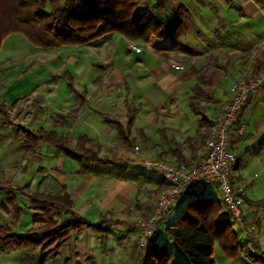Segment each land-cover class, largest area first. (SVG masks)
<instances>
[{
	"label": "crops",
	"instance_id": "crops-1",
	"mask_svg": "<svg viewBox=\"0 0 264 264\" xmlns=\"http://www.w3.org/2000/svg\"><path fill=\"white\" fill-rule=\"evenodd\" d=\"M149 2L153 12L173 13L171 6L160 11L157 0ZM182 3L191 13L189 31L181 40L184 44L192 42L195 50L189 53L177 50L166 52L165 55L159 54L149 46L144 44L141 46L137 41H129L118 34L121 36V42L125 43L123 45L127 46L123 47L125 53V57L122 58L123 64H116L114 67V75L117 71L120 75L114 80L117 79L119 82L116 85L123 86V95L111 94L107 88L112 85L108 84L109 80L105 79L104 75H99L93 82L98 88L96 91L88 86L87 80L82 90L76 88L84 95V104L82 99L70 93V90L69 95H61L59 91L61 86L58 84L54 87L46 86L48 95L45 97L48 104L41 101L39 108L51 113L49 122L51 125L44 128L56 131L69 140H71L69 135L74 133L76 135L74 141L81 136L88 137L101 145L102 160L113 163L107 167L93 169L87 174H78L79 165L75 170L65 171L62 154L57 149H51L48 144L47 147L43 146L46 143L42 144L39 153L32 156L40 159L43 156V159L47 157L49 160L50 157L58 155L56 165L41 166L38 173L56 175L61 188L73 201V209L86 222L97 225L102 215L108 216L111 221L108 224L111 234L105 249L101 246V235L86 229L71 239V244L65 249L63 256L58 258V264H139L147 247L139 249L136 237L138 231L132 223L141 217L151 215L157 196L166 187L165 181L158 174L144 169L143 161L162 159L178 164L184 162L178 157L181 155L190 164L204 152V142L210 133V127L203 125L201 115L186 113L189 112L188 107L192 111L190 104L186 107L184 104L187 100L179 98L189 94L190 100L193 88L205 81L214 98L213 102L207 103L209 108H205L206 117L212 124L222 102L231 96L230 89L233 84L242 75L264 68V0H182ZM130 42L141 47L142 51L136 53L129 49ZM92 44L95 43H90ZM196 45L197 47H194ZM184 54H188L190 60L180 61L179 58ZM70 62L80 65L73 58H70ZM173 63L184 66L185 69L176 71L171 67ZM80 70L78 73L66 71H69L74 79L76 77L83 79ZM206 70L208 76L204 77ZM198 80L200 82H196ZM260 89L241 114L246 134L236 141L238 142L235 147L236 166L239 167L242 161L239 154H242L243 149H246L245 153L253 151L259 154L257 152L259 140L264 136V118L256 121L253 119L252 124L248 115V110H251L250 115L254 118V114L259 112L258 109L264 107V86ZM139 99L146 104L136 106V103H140ZM114 101L117 103L114 104ZM128 106L135 107L138 114L131 131L127 132L125 141L117 125L106 122L105 117L120 118L126 125ZM56 115L67 118L68 125L56 123ZM135 146L141 150L140 159L134 156ZM122 171L127 173L123 178L118 176ZM235 175L236 187L242 188L245 192L249 181L243 183L240 168L235 169ZM191 196L198 195L188 194L176 206L183 204ZM242 207L246 213L245 220L248 221L250 233L248 236V233L242 232L245 235L244 239L250 238L246 239V242H249L246 246L254 243L261 251L256 255L262 257L264 227L261 228L259 220L264 217V213L262 214L264 207L257 208L258 206L251 203ZM167 216L168 213L165 219ZM254 221L260 226L259 230L253 229ZM163 222L159 228L164 226ZM166 229L167 227L164 228L165 239L161 240L159 234L149 244L165 247L173 258V250H177L175 249L177 243L167 234ZM113 240L114 244L111 246ZM186 258L190 264L187 255Z\"/></svg>",
	"mask_w": 264,
	"mask_h": 264
},
{
	"label": "trees",
	"instance_id": "trees-1",
	"mask_svg": "<svg viewBox=\"0 0 264 264\" xmlns=\"http://www.w3.org/2000/svg\"><path fill=\"white\" fill-rule=\"evenodd\" d=\"M149 1L0 0V48L5 38L16 33L24 35L32 45L42 49L87 45L107 35L120 34L129 41H142L159 54L165 55L169 51L182 50L181 40L189 31L190 11L183 5L182 0H157L160 11L171 6L173 13L153 12ZM61 75L68 81L70 93L82 99L84 104L85 97L76 90L72 74L64 71ZM204 87L199 83L193 88L189 104L192 111L201 115L203 124H211L199 99L205 96ZM209 95L211 96V93ZM250 101L245 109L250 105ZM128 107L126 125L120 118L105 117L106 122L117 125L125 141L127 132L131 131L138 114L135 107ZM0 110L4 115L2 105ZM55 122L62 125L69 123L62 115H56ZM0 125L14 126L2 118ZM21 132L25 139L17 146L18 151L33 156L39 153L42 144L46 143L63 156L76 161L79 165L78 174H87L93 169L113 164L102 160L101 145L86 136L79 137L75 142L77 147L72 148L73 142L56 131H48L45 128L32 131L23 127ZM259 141L257 152L260 153L264 151V136ZM178 157L189 164L181 155ZM238 167L235 169L238 170ZM24 171H27V168ZM126 174V171H122L118 176L123 178ZM6 191L9 197L7 206L13 209L14 222L11 227L0 226V250L24 251L21 264H46L49 261L58 264V258L71 244L70 239L73 235L86 229L100 234L101 246L106 248L111 234L108 225L111 221L108 216L102 215L97 225L86 222L73 209V201L67 193L61 196L24 191L19 187H12V181L0 182V192ZM19 195L28 200L33 211V227L24 235L13 229L23 213V209L17 206ZM196 195L200 196L201 193ZM218 207L217 201L211 197H196L188 202L178 221L166 229L167 234L187 255L190 264H216L214 260L216 241L220 243L227 256L233 259L240 256L241 247L232 223L227 218H219ZM64 211L70 218L66 219L63 225H58L57 219ZM37 224L41 227L36 228ZM145 250L139 264H172L169 262L171 257L165 247L152 243L147 245Z\"/></svg>",
	"mask_w": 264,
	"mask_h": 264
},
{
	"label": "rangeland",
	"instance_id": "rangeland-1",
	"mask_svg": "<svg viewBox=\"0 0 264 264\" xmlns=\"http://www.w3.org/2000/svg\"><path fill=\"white\" fill-rule=\"evenodd\" d=\"M120 37L121 36L118 34H111L92 45L56 49H42L36 47L22 34H11L5 38L0 48V106L2 105L4 107L5 114L3 115V113L0 112V118L10 121L14 126L0 125V182L5 183L7 181H12V187H19L24 191L51 193L61 196L66 194L65 190L61 188L62 186L56 180V175H54V173L48 175L38 173L41 166L47 167L56 165L58 155L52 156L47 160V157L43 159V156H41L42 159H40L18 151L17 146L25 139L24 134L22 132L20 133V130L26 127L29 130L35 131L39 130V128H47L51 125V123H49L51 113L46 109L45 111L40 110L39 104L41 101H46V104H48L45 97L48 95L46 86L54 87L58 84L61 86L59 88L61 95H69L68 81L60 74L66 70L72 73H78L82 66V70L80 71H82L81 76L83 79L76 77L75 74L76 79H74L73 82L79 90L84 88V84H86L85 81L87 80L88 86L96 91L98 88H96L97 86H95L93 82L99 75H104V78L109 80L108 84L112 85L110 88H107L111 91V94L114 96L123 95V86H121V84L116 85L119 82H117V79L114 80L115 77H120V75L117 74L119 73L118 71L116 75H114V67L116 64H123L122 58L125 57L123 47L127 48L126 45H123L125 43L121 42L122 40ZM137 43L141 46L144 44L142 41H137ZM194 47H197V45ZM182 50L189 53L195 49L193 48L192 42L190 43L189 41L185 44L182 43ZM189 57L188 54H184V56L179 59L180 61L184 59L190 60ZM70 58L75 59L80 65L77 66L73 62H70ZM207 74L208 70L204 72V77L208 76ZM204 77L202 78L204 79ZM200 80L196 82H200ZM202 85H205V96L199 99L202 103L201 106L208 109L209 105L207 103L213 102L214 98L209 95L211 89L208 88V84L202 81ZM190 94L193 95L192 92ZM207 95L209 97H207ZM72 98L76 99L75 96H72ZM182 99L187 100L184 104L187 107V105H189V94L179 98V100ZM139 101L140 103L134 102L136 106L146 104L142 99H139ZM113 103L115 104L117 102L114 101ZM258 110L259 112L258 114H254V118L253 115H250L251 110H248L249 113H247L251 123L253 119L256 121L264 118V107H260ZM187 111L189 112L186 113L190 115L195 113L191 111L189 107ZM203 125L211 128V124ZM71 131H73V129ZM74 134L69 135L73 142L72 148L77 147L76 141H74L76 135ZM43 146L47 147L48 145L43 144ZM51 149L56 150L52 147ZM245 151L246 149L244 148L242 154H239L242 160L241 167L239 168L243 177V183L249 181V185L244 192V205H250L251 203L258 206L257 208H261L264 207V151L259 154H255L253 151L252 153H245ZM61 159L64 160L65 171H72L78 168L76 161L70 158L68 159V157L65 158L63 155H61ZM26 168L27 171H24ZM238 180L240 179L238 178ZM209 190L211 192H203L200 196L188 197L183 204L181 203V205L172 208V210L168 212V216L164 220L165 222H163V227L166 228L175 224L183 214V208H185L189 201H192L196 197L205 196L211 197L217 201L218 208H220V219L227 218L230 220L229 213L223 204V197L220 191L216 188H211ZM6 193L7 191L0 192V226L9 225L11 227L14 222V212L11 206H7L9 197ZM17 197V206L23 209V213L21 214L19 223L14 226L13 229L18 234L24 235L33 227V211L30 209V204L27 202L28 200L26 198H22L20 195ZM65 213L64 211L57 219L58 225H63L65 220L70 218V215H66ZM263 213L264 211H262V214ZM263 218L259 220L262 225L261 228L264 227ZM247 222L241 227L231 222L234 233L239 238V246L241 247L240 256L234 259L227 256L222 247H220V243L216 241L214 246V260L216 264H264V253H262V257L257 256L256 254H258V252L261 253L258 247L254 243L248 246L249 242L247 243L246 239L249 240L250 238L244 239V233L249 232ZM256 223L257 222L254 221L253 229L259 230L260 226ZM35 227L38 228L41 227V225L37 224ZM163 227L159 228L161 240L166 238ZM249 234L250 233L247 235L249 236ZM76 235L78 234L75 233L73 237ZM113 244L114 240L111 246H113ZM246 244L248 245L246 246ZM176 247L175 249L177 250H173V258H171L169 262L172 264H188L186 254L183 252L182 248L178 245ZM24 253V251L11 252L0 250V264H21L22 254ZM61 256H63V254ZM46 264H54V261H49Z\"/></svg>",
	"mask_w": 264,
	"mask_h": 264
},
{
	"label": "built area",
	"instance_id": "built-area-1",
	"mask_svg": "<svg viewBox=\"0 0 264 264\" xmlns=\"http://www.w3.org/2000/svg\"><path fill=\"white\" fill-rule=\"evenodd\" d=\"M129 49L136 53L142 50L130 42ZM176 71H183L184 66L172 64ZM264 86V68L242 75L232 86L231 96L222 102L220 111L212 120L210 133L206 139L204 152L192 163L173 164L162 159L143 161V167L158 174L166 184L157 196L154 210L148 217H141L133 226L138 231L137 245L145 249L150 241L159 235V225L166 214L186 195L210 191L216 188L223 197V204L229 213L231 222L244 226L246 213L243 209L244 191L235 185V167L237 155L235 147L239 139L245 136V125L241 114L248 101L254 98ZM134 156L141 158V150L134 147Z\"/></svg>",
	"mask_w": 264,
	"mask_h": 264
}]
</instances>
